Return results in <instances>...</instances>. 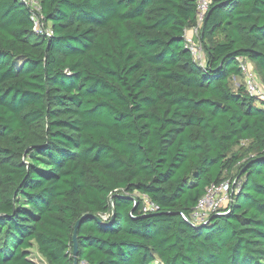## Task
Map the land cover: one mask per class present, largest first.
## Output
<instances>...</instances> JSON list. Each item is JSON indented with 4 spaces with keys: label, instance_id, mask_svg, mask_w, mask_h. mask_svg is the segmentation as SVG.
Instances as JSON below:
<instances>
[{
    "label": "trees",
    "instance_id": "trees-1",
    "mask_svg": "<svg viewBox=\"0 0 264 264\" xmlns=\"http://www.w3.org/2000/svg\"><path fill=\"white\" fill-rule=\"evenodd\" d=\"M37 3L0 0V264H73L83 214L77 264H264V100L238 61L264 86V0H211L203 66L196 0ZM235 178L225 209L182 217Z\"/></svg>",
    "mask_w": 264,
    "mask_h": 264
},
{
    "label": "built area",
    "instance_id": "built-area-1",
    "mask_svg": "<svg viewBox=\"0 0 264 264\" xmlns=\"http://www.w3.org/2000/svg\"><path fill=\"white\" fill-rule=\"evenodd\" d=\"M21 1L29 4L32 10L39 9L37 0ZM196 2V23L194 26L185 30L184 38L185 47L189 50L194 61L203 66L205 63V56L200 42L198 41V35L211 0H196ZM32 19L34 20L33 30L35 32H41V23L34 14ZM238 61L243 71V83L246 92L257 99L264 100V86L251 67L250 62L242 57H238ZM238 186L239 183L236 178L233 180L227 179L219 184H210L206 188L205 194L198 200L191 212L188 215L182 213V217L194 224L205 223L211 214L218 213L228 206L232 201V194L236 191ZM155 209L156 206L144 197L143 212H150ZM102 217L106 219L108 216L102 215Z\"/></svg>",
    "mask_w": 264,
    "mask_h": 264
},
{
    "label": "rangeland",
    "instance_id": "rangeland-1",
    "mask_svg": "<svg viewBox=\"0 0 264 264\" xmlns=\"http://www.w3.org/2000/svg\"><path fill=\"white\" fill-rule=\"evenodd\" d=\"M251 67L252 64L250 63ZM253 68V67H252ZM237 82H240L239 79H233L232 81V86H236ZM247 147V143L242 142L239 146H236L234 150L237 151H244L245 148ZM29 258L34 261L36 264H47L46 261L41 257V255L37 252L35 246L33 245L32 248L29 249ZM84 264V263H81Z\"/></svg>",
    "mask_w": 264,
    "mask_h": 264
},
{
    "label": "water",
    "instance_id": "water-1",
    "mask_svg": "<svg viewBox=\"0 0 264 264\" xmlns=\"http://www.w3.org/2000/svg\"><path fill=\"white\" fill-rule=\"evenodd\" d=\"M136 204H134L135 207ZM89 214H83L75 223L74 225V232H73V250H72V256L74 258L73 264H77L76 258H77V253H78V242H77V238H76V232L77 229L79 228L80 224L82 223V221L88 216ZM94 218H97L96 216H92ZM113 219V212L111 214V220ZM100 220V219H99ZM110 220V221H111Z\"/></svg>",
    "mask_w": 264,
    "mask_h": 264
}]
</instances>
